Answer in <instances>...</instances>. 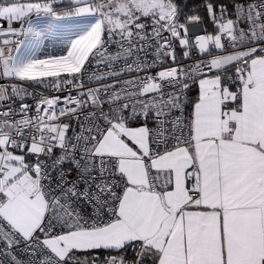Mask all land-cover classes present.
I'll return each mask as SVG.
<instances>
[{
	"label": "snow or ice",
	"instance_id": "obj_1",
	"mask_svg": "<svg viewBox=\"0 0 264 264\" xmlns=\"http://www.w3.org/2000/svg\"><path fill=\"white\" fill-rule=\"evenodd\" d=\"M0 264H264V0H0Z\"/></svg>",
	"mask_w": 264,
	"mask_h": 264
},
{
	"label": "trees",
	"instance_id": "obj_2",
	"mask_svg": "<svg viewBox=\"0 0 264 264\" xmlns=\"http://www.w3.org/2000/svg\"><path fill=\"white\" fill-rule=\"evenodd\" d=\"M193 3L199 2V0H192ZM210 30V29H209Z\"/></svg>",
	"mask_w": 264,
	"mask_h": 264
},
{
	"label": "built area",
	"instance_id": "obj_3",
	"mask_svg": "<svg viewBox=\"0 0 264 264\" xmlns=\"http://www.w3.org/2000/svg\"><path fill=\"white\" fill-rule=\"evenodd\" d=\"M31 90V89H30Z\"/></svg>",
	"mask_w": 264,
	"mask_h": 264
}]
</instances>
